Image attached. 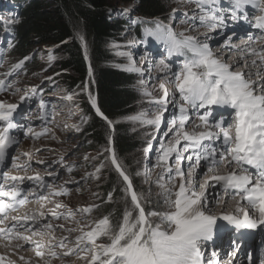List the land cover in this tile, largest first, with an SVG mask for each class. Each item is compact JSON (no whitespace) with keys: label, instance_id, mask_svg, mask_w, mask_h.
<instances>
[{"label":"snow or ice","instance_id":"snow-or-ice-1","mask_svg":"<svg viewBox=\"0 0 264 264\" xmlns=\"http://www.w3.org/2000/svg\"><path fill=\"white\" fill-rule=\"evenodd\" d=\"M179 2L195 5L194 18L198 16L200 27L215 31L226 26L224 14L226 9L222 6V0H179ZM228 5L227 11L230 12L228 18L233 21L246 20L249 8L258 11L260 14L255 17L252 26L264 35V0H228ZM127 11L125 9L124 13L126 14ZM176 11L177 9H173V13ZM183 15L187 17L188 13L185 12ZM145 35L163 44L169 56L184 57L183 67L180 72L174 74V86L184 103L179 107V114L169 121L168 132L172 133V137L166 145L161 144L157 156V166L163 168L159 179L163 180L164 176L168 175L171 181L178 180L179 184L173 183V188L166 190L167 211L146 212L143 204L144 195L133 189L129 176L122 170L113 153L111 162L126 183L124 192L126 197L130 196L131 206H128L126 199L122 217L115 225L110 216L94 221L95 226L77 238V256L79 259L87 260L88 264H204L202 245L213 240L216 233L222 230L223 226H218V220L226 222L237 230H256L264 226V80L253 81L250 79L252 72L235 71L228 63L215 57L206 42L201 43L196 37L185 36L184 33L177 34L162 21H157L154 28L145 29ZM81 39L83 40L82 37ZM228 43L230 44V38ZM85 54L87 56L86 48ZM251 55L259 58L260 63L257 64L256 59H253L251 65L245 61L242 67L255 68V75L264 77V49L253 48ZM51 59L53 57L49 56V60ZM128 59L129 64L123 70L143 75L142 70L136 67L130 56ZM22 65L23 61L13 65L12 70L15 71ZM11 74V72L7 73V75ZM89 75H91V67H89ZM140 83H143V80ZM3 87L5 81L0 79V89ZM8 87H11V84ZM159 87L162 95L149 100V104L155 108L152 118H149L147 111H141L130 117L131 120L159 130L169 103L167 84L161 82ZM32 91L35 92V89ZM142 95L152 96L146 90ZM24 99L21 98L22 101ZM66 99L72 100V97L68 96ZM89 99L95 108V99L91 96ZM40 106L44 107L43 102ZM18 107L17 104L0 102V122H2L0 164H4L9 156V149L19 143L18 137L10 134V130L21 127L14 116ZM189 109H205L203 113H197L200 124L196 127L203 130L191 132L187 130L186 126L190 120ZM96 111L103 117L99 108H96ZM214 112L219 119L215 118ZM209 117H213L212 120ZM226 118L227 124L224 123ZM31 132L32 129L29 127L24 135L27 136ZM46 132L47 129L36 135L38 137ZM182 141L185 143L181 147ZM206 141L209 143H205ZM216 141H220L223 150L211 146ZM184 153L190 154L185 156ZM24 155L29 156L30 159V154L24 153ZM173 157L174 170L169 166V161ZM16 159L18 158H13V163L19 168L21 165L15 163ZM185 160L189 162L187 172L182 167ZM201 161L206 162L208 172H214L221 166L234 167L236 170L223 175H212L203 184H199L197 190L196 172L202 166ZM68 171L71 172L72 169L69 168ZM24 179V177L9 176L7 172L3 173V182L12 183L8 188L0 184V224L5 223L9 212L16 211L18 206H23L27 202V196L20 198L22 189L19 184H22ZM27 179L38 187L47 186L51 189V185H45L39 174ZM157 183L161 188L166 187L160 184L159 180ZM217 184L221 186L226 196H231L233 199L239 197L233 213H221L217 216L208 207L207 189ZM67 191L66 188L61 187L57 191H50V195H66ZM32 194L36 193L33 191ZM39 198L46 200L48 197L41 194ZM60 207L61 204H56V208ZM82 211L91 213L92 208H85ZM51 215L59 218L54 211ZM71 215L72 213L69 212V216ZM153 217H158V221H154ZM14 219L18 225L21 221H24V225L32 221L35 227L45 219V214L40 212ZM25 230L31 235L21 234L15 231L14 227L0 228V237L8 241L18 240L29 243L31 236H43L54 231V228L51 223H42L36 231L27 227ZM35 247L43 249L45 246L37 242ZM55 247L63 248V241L56 246H49L48 249L51 258L59 259L61 256L54 250ZM72 254L73 250L62 253L64 257ZM89 254L90 259H88ZM44 255L43 251H36V256L43 258ZM215 255L213 253V256ZM2 261L3 257H0V264ZM209 264L213 262L210 261ZM260 264H264V259L260 260Z\"/></svg>","mask_w":264,"mask_h":264},{"label":"rangeland","instance_id":"rangeland-1","mask_svg":"<svg viewBox=\"0 0 264 264\" xmlns=\"http://www.w3.org/2000/svg\"><path fill=\"white\" fill-rule=\"evenodd\" d=\"M167 1L169 2L168 5L171 7L172 12L173 9H177L175 13L170 12L172 13L173 17L170 13L168 15L166 14L167 17L169 16V18H172V22L170 24L173 25L172 28L175 32L184 33V35L187 36H190V34H192L193 36L195 35L196 37L206 36L200 35L201 29H196V25L193 27V23L189 22L188 17L192 18L195 22H199V18H197V16L194 18L193 16L195 9L192 8L191 5H185L183 3H180L178 0ZM125 9L136 13V4H120L116 8V10L112 11L114 18L123 21L126 20L127 22H129L126 23L124 21L127 25L124 31L121 32V35L119 36V42H115L109 45V48L112 50L117 61L115 66L121 69L123 67L120 61L129 64L128 53L131 52L130 48L132 47V44L136 42L135 26L136 24H138V22L131 21L132 17H130L129 11H127L126 14L124 13ZM16 12L17 4L14 0H0V25L3 26V30H0V39L3 38V45H0V50H5L7 48L6 41L9 39V35L7 33L10 34L9 27L17 22ZM185 12H187L188 14L190 12L191 13L190 15L185 17L183 15V13ZM178 14H180L181 18L180 16L178 17ZM129 24H131V26ZM189 25L191 28L189 27ZM3 31H5V35L4 33L1 34V32ZM205 33L209 34V32ZM228 34H230V32H225L223 34L220 43L222 41L228 42L230 38V44L232 46L239 44V42H236L238 41V39L234 41L232 39V35ZM80 40L82 41V39ZM149 45L150 46H147L143 49L139 48L138 51V55L140 56L139 61L140 63H142L139 64L140 66L142 65L141 70L143 72V75L136 73L133 76H135L137 79V91L140 94L141 100L137 106V112L132 116L137 115L141 111H147L149 114V118H152L155 113V108L154 106L149 104V100H151L153 97L159 98L162 95V91L159 87L161 82H165L167 84L169 91V100H174L173 95L175 96L176 101L178 100L177 95L175 94L174 74L180 72V69L178 67V64H176L175 66H170L161 63V61L159 60L154 61V64H152L153 62L151 63V59L148 58L150 56V52H152V50L154 49L153 47H161L163 46V44L157 41H150ZM223 47L224 46H222V50H224ZM228 50L229 49L227 47L226 51ZM155 53L159 52L155 51ZM222 55L223 54L221 53V56ZM49 56H52L53 59L49 60ZM58 58L59 56H56V54H54L51 49L41 48L37 53V59L40 63H43L45 67L42 71H36L32 75H28L25 77L21 75L18 70L13 71L11 69V65H13L14 63L11 64L9 62V59L6 58V65L5 63H0V79H3L5 81V87L0 89V102L19 105L18 109L20 108V114H18V116H20V118L18 119L17 117L16 121H20L21 124L19 130H10V134L16 135L18 137L19 143L18 145H14L12 149H9V156L7 157V168L6 166L2 165L0 167V171L3 170V173L7 172L9 176H13V174H15L17 177L25 178L23 183L25 182L24 184L26 185L24 186V184L22 183L19 184V186L21 189H23L21 198H24L25 194L28 192V194L26 195L27 202L23 206H18L20 210V212L18 213V217L29 215L24 212L29 207L30 202L32 201L31 198L33 199L31 204L37 203V195H33L30 190V187H32V185L35 186L36 184L33 183V181L27 179L29 175L36 176L37 174H39L45 182V185H51V189L47 186L43 188L37 186V190L39 192H42L44 196L49 197L45 200V209L46 213L50 215V223L55 226L54 231L47 233V236L37 235L34 238L44 241L43 245L45 246L44 249L46 251H48L49 246H56L60 243V241H63L64 247H55L54 250L61 256V258H51V263L45 261L46 264H88L87 260L78 258L76 241L77 237L81 236L83 232L91 230V228L95 226L93 222L97 218H99L96 217V214H93L92 211L91 213H85L82 210L85 208H92L93 210L97 206V195H100V187L101 184L103 185L101 172L105 169L106 162H103L106 160L99 162L96 154L93 152H89L85 148L86 145L81 144L78 138L82 127L87 121L84 110L82 106H80V104L82 103V94L85 95V97L88 96V93L86 94V85L84 86L83 90L78 88L77 90L72 91L71 94L65 92L72 97V100H68L66 99V97L68 96L65 95L63 89L59 86V83H54L50 81V78H48L49 76H51L52 72L50 70L53 68L54 63ZM9 72H11L12 74L7 75V73ZM257 78L258 77L253 74L252 79L254 81L264 80L263 77L255 80ZM141 80H143V83H140ZM169 81H171L173 85ZM9 84H11V87H8ZM44 88H46L49 93L46 94L47 96L43 97L42 95L40 96L37 93V89L42 90ZM33 89H35V92L32 91ZM145 90L150 92L152 96L146 97L142 95V92ZM61 93H63V95H65L66 97L60 99L58 95L61 96ZM22 97H28V100L22 101ZM86 100L88 99L86 98ZM41 102H43L44 104L43 108H41L40 106ZM27 105L32 107V110L35 114L31 112L30 108ZM48 105H50L51 108H48ZM173 109L174 103L171 109L169 108L168 112H164L159 130H156L152 126L143 125L139 122L133 121L130 119V117L125 118L123 121H121L130 128V133L133 132L137 136L139 143L141 142L140 148L131 155L133 160L129 161L128 164H133V167L136 170V177L138 179V182L141 184L140 189L141 193L145 197L146 207L148 208V210L153 209L158 212H164L168 210V206L165 203V197L167 195L166 190L172 189L173 183L179 184L178 180L175 182L171 181L168 175H165L164 179L160 180L159 178L163 171V168L157 166V156L160 153L161 144L166 145L169 139L172 137V133L168 132V127L169 121L174 116H176V112L174 114ZM33 118L34 120H32ZM25 122H28L26 123V128L30 127L32 129V132L27 136L24 135V132L27 130H24ZM37 123H39L41 127ZM196 124H200L197 118L195 119V125ZM0 125V131H2V122H0ZM45 129H47V132L45 134L39 135L38 137L36 136L34 138L37 133H42ZM162 129L164 131L163 133ZM165 133H167V135H165ZM184 143L185 142H183V144ZM106 151H108L109 153L107 162L109 161V163L112 165L110 148L108 150L103 149L100 154L103 153L101 156H104V153ZM24 153L30 154V159L29 156L24 155ZM14 157L19 158L15 160V163L21 165V167L17 168L14 166ZM11 160L12 162L10 163ZM187 163L189 162H183L182 165L186 172ZM169 166L172 167L173 170L175 169L174 157L169 161ZM69 168L72 169L71 172L68 171ZM87 169L89 170L87 171ZM98 169L99 171H97ZM12 171H14L13 174ZM199 172H196V174H199ZM203 172H205V174L202 176L204 178L208 173L207 169ZM158 180L160 184H164L166 187H159L157 183ZM11 183V181H8L5 184H8V187H10ZM199 184H202L200 180ZM61 187L68 190L67 198L63 200L57 198L56 195H50V191H57ZM197 190H199V185H197ZM207 193H210L209 190H207ZM214 193V201H216L217 203L220 196L217 194V191H215ZM120 195L124 197V194L122 192H120ZM105 202L111 203V200H106ZM58 203L61 204L62 207L56 208V204ZM128 206L130 207L131 205ZM37 208L39 209L34 210V214H36V211L39 212L38 210H42L41 206H38ZM53 211L56 213V215H60L58 219H54V217L51 215ZM69 212L72 213L71 216H69ZM216 212L214 209L213 214L217 215ZM152 219L154 221H158V217H153ZM21 222L24 223L23 221ZM118 222L119 220L113 224L115 225ZM43 223H48V219ZM221 223H223L224 227L226 226L224 221H219V224ZM39 224H42V222H39ZM65 237H69L70 240L73 241V243L70 240L65 241ZM29 247V245H25L23 246V248H21V250L28 253ZM232 249L234 248L232 247ZM69 250H73V254L64 257L62 253ZM229 250L226 249L224 251L225 254L219 258V261H221L222 258V261L225 264L230 261L231 253H229ZM244 254L246 256H250L249 254H247V252H245L241 255L242 258H246L244 257ZM80 255L84 254L80 253ZM25 256L27 257V255ZM253 258H255V262L256 260H258L254 254ZM35 259L39 262L44 261L42 258ZM88 259H90V254L88 255ZM253 262L254 261H251L250 263L253 264ZM242 263L250 264L247 263V258L245 259V261H242Z\"/></svg>","mask_w":264,"mask_h":264},{"label":"trees","instance_id":"trees-1","mask_svg":"<svg viewBox=\"0 0 264 264\" xmlns=\"http://www.w3.org/2000/svg\"><path fill=\"white\" fill-rule=\"evenodd\" d=\"M20 7L18 21L11 27L12 39L6 57L11 64L23 61L20 68L23 75H32L42 71L45 65L37 59L41 48H48L59 58L50 70L52 80L59 83L64 92L88 86V97H93L96 107L108 121L109 125L98 118L90 107L85 95L82 94V106L87 118L78 138L89 152L96 154L98 161L106 162L101 172L103 185L100 187L98 203L92 213L97 219L110 216L112 223L120 220L125 209L126 187L121 176L107 162L108 151L104 156L102 150L109 149L111 140L112 155L122 170L129 176L133 189L141 193V184L136 177L133 164H128L132 154L140 148L141 142L124 124L125 118L137 112L141 100L137 91V79L133 75L119 71L114 64L116 58L109 45L119 42V36L127 24L114 18L112 11L120 4L135 3L136 16L152 20L158 18L166 21L171 10L167 0H14ZM167 14V15H166ZM158 20V21H159ZM147 25L154 28L155 23ZM137 40L144 36L137 28ZM81 37L83 40L81 41ZM85 48L87 56L85 54ZM28 57V59H25ZM87 59V61H86ZM91 67V75L87 66ZM49 71V73H50ZM47 73V74H49ZM78 147V146H77ZM76 147V149H77ZM89 169H87L88 171ZM122 192L124 197L120 195ZM111 196V203H106ZM146 212L148 210L143 201ZM158 212V211H157Z\"/></svg>","mask_w":264,"mask_h":264},{"label":"bare ground","instance_id":"bare-ground-1","mask_svg":"<svg viewBox=\"0 0 264 264\" xmlns=\"http://www.w3.org/2000/svg\"><path fill=\"white\" fill-rule=\"evenodd\" d=\"M225 8H226V11H225L224 14H225V17H226V20H225V25L226 26L223 27L219 31H218L219 28L216 29L215 30V31H217L216 33H212V34L202 33L200 35H206V36L197 37V39L201 43H205L206 42L209 45L210 49L212 50L213 55L215 57L219 58L222 62H226L227 63V61H228V64L231 67H233V69L235 71H243L245 73L252 72L255 75V72H256V69L255 68H252V67L245 68V67H242V65L244 64L245 61H247L248 64L251 65V61L253 59H256L257 64L260 63L259 58L251 55V50L253 48H255L257 50L264 49V35H261V33L259 31H256V29L252 27V25L255 22V17L258 16L260 13L258 11H256V10L253 9L252 11H249L247 13V19L246 20L245 19H242L241 21H239V20L238 21H232L230 18H228L230 16L229 15V11H227V9L229 8V6L228 7H225ZM197 24L198 23H196V25ZM225 32H230V34H228V35H232V37H233L232 39L234 41L238 39V41H236V42L237 43L239 42V44L232 46L227 41L226 42L225 41L224 42L222 41L220 43V41H221V39L223 37V34ZM250 37H251V39H250ZM239 40H242V41H239ZM222 46H224L223 47L224 50H222ZM227 47L229 49L228 51H226ZM221 53L223 54L222 56H221ZM245 53H249V54L248 55H245ZM139 63H140V61H139ZM140 64H142V63H140ZM252 76L250 77V79H252ZM260 78L261 77H258L255 80H258ZM59 98L62 99L63 97L62 96H59ZM172 105H173V103H172ZM172 105H171V107H172ZM171 107H170V109H171ZM194 110H196V109H194ZM195 119H196V117L190 116V120L188 122V125L186 126L187 130L190 131V132L193 131V130H195V131L202 130L200 128L198 129L197 127H195L197 125V124L195 125ZM224 123L227 124L228 123V119H226L224 121ZM206 143H209V142L206 141ZM201 162L203 164H202V166L199 169L200 172L198 171L199 174H196V179L198 181V184L197 185H199V180L203 184L206 179H209L214 174L223 175V174H226L229 171L236 170L234 167H232V168H225V167L221 166L219 169H217L214 172H208V170H207L208 173L203 178L202 176L205 174V172H203V171L206 170L207 167L205 166V163L206 162H204V161H201ZM7 163H8V158H6L5 164H0V167L2 165H4L7 168ZM186 166L188 167V163L186 164ZM0 184H3V186L5 188H8V184H5L3 182V170L0 171ZM25 185L26 184H24V186ZM207 190H209V192H210V193H207V196H208V207L211 208L213 210V212H214V209H215V212L217 211L216 212L217 213V216H219L221 213H223V214H229V213H233L235 211V208H236V200H238L239 197H237L236 199H233L231 196H226L224 194V192H223V190H222V188H221V186L219 184L215 185L214 187H210ZM214 190L217 191V194L220 196L219 199H218V201H217V203H216V201H214L215 200V193H214L215 191ZM4 199H6V198H4ZM31 200L33 201L32 198H31ZM31 202H30L29 207L24 212V213L29 214V215L34 214L35 213L34 210L39 209L37 207L40 206L37 203H32L31 204ZM21 209H22V207H21ZM19 212H20V210H19L18 207H17V210L16 211L9 212L8 219L5 220V223L4 224H0V228H5V227H7V228H13L14 227L15 228V231L25 232L26 234H31L30 232H27L25 230L26 227L27 228H31L32 231H36V229H37L36 227H39V224H37L34 227V226H32L33 225V222L32 221L27 222L26 225H24V223H22V222H20V225H18L16 223V219H14V218H19L18 217V213ZM218 224H219V220H218ZM21 225H24V226H21ZM225 225H226L225 227L223 226L224 229L232 230L234 228L231 225H227L226 222H225ZM249 231L252 232V236H251V238L249 240L248 246L243 244L242 247L240 248L239 252H237V253H236V251H237L236 248L232 249V247H233L232 244H229V247L227 245L223 249L221 256L225 254L224 251L226 249H228V250L231 249V250H229V253H231L230 259H232L231 264H243L242 261H245L246 258L248 260V257L249 256H246L245 254H244V257H246V258H242L241 257V255L243 253H245V252H247V254H249V252H252L255 255V257H257L258 260H256V262H255V258H252V261H254L253 264H260V260L261 259H264V226H261L260 228H258L256 230H249ZM45 235L47 236V234H45ZM32 237L34 238L35 236H32ZM62 237H64V236H62ZM66 240H70V238L68 237V238L65 239V241ZM237 241H239V237L237 238ZM37 242H39L41 244L44 243V241L39 240V239H35V238L31 242L25 243L24 241H18V240L8 241V240H5L4 238L0 237V257H3L2 264H46V262H45L44 259H43L44 260L43 262H39V261H37L35 259V258H39V257L33 258L34 256H32L29 252L27 253V252H24V251L21 250V248H23V246H25V245L26 246L29 245L30 246L29 248H31V249L32 248H36L35 245H36ZM71 242L73 243V241H71ZM20 245H23V246L21 247ZM258 249H261V253H260L261 255H259V253L257 252ZM233 253H236V254L233 255ZM25 255H27V257ZM207 256H208V254H205V258ZM212 262L215 263V264H217V262H215V259H213ZM250 264H252V263H250Z\"/></svg>","mask_w":264,"mask_h":264},{"label":"water","instance_id":"water-1","mask_svg":"<svg viewBox=\"0 0 264 264\" xmlns=\"http://www.w3.org/2000/svg\"><path fill=\"white\" fill-rule=\"evenodd\" d=\"M92 109L94 110V107H92ZM94 112H95V114H96L98 117H100V118H102V119L104 120V118H103L102 116H100V115L97 114V111L94 110Z\"/></svg>","mask_w":264,"mask_h":264}]
</instances>
